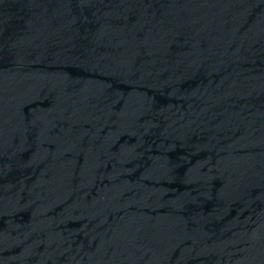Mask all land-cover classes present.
<instances>
[{"label": "water", "instance_id": "95a60500", "mask_svg": "<svg viewBox=\"0 0 264 264\" xmlns=\"http://www.w3.org/2000/svg\"><path fill=\"white\" fill-rule=\"evenodd\" d=\"M0 264H264V0H0Z\"/></svg>", "mask_w": 264, "mask_h": 264}]
</instances>
